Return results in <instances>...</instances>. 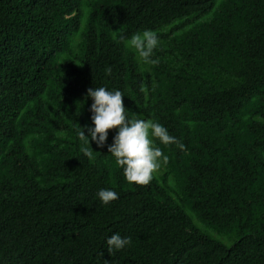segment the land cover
<instances>
[{"label": "trees", "instance_id": "16d2710c", "mask_svg": "<svg viewBox=\"0 0 264 264\" xmlns=\"http://www.w3.org/2000/svg\"><path fill=\"white\" fill-rule=\"evenodd\" d=\"M100 86L185 146L147 185L79 152ZM0 264H264V0H0Z\"/></svg>", "mask_w": 264, "mask_h": 264}, {"label": "clouds", "instance_id": "9594fccd", "mask_svg": "<svg viewBox=\"0 0 264 264\" xmlns=\"http://www.w3.org/2000/svg\"><path fill=\"white\" fill-rule=\"evenodd\" d=\"M159 40L156 32L145 29L134 33L128 39V46L134 49L139 61L148 65H156L158 58H153ZM106 74L110 69H105ZM143 90V88H141ZM91 125L78 127L75 136L79 142V152L89 160L94 159V151L90 141L97 148L107 147V154L114 159L117 167L122 169L126 182L135 185H147L154 172L167 164L168 157L161 148L155 146L158 140L164 146L174 145L183 151L185 146L158 122L144 119L127 118V110L122 103V93L118 89L108 90L103 86L87 89ZM115 130L110 144L106 145L109 130ZM85 131L87 135H85ZM151 137V139H150ZM118 193L109 188H101L96 198L101 204H108L118 199ZM131 239L113 233L106 238V251L112 253L130 245Z\"/></svg>", "mask_w": 264, "mask_h": 264}, {"label": "rangeland", "instance_id": "374dc122", "mask_svg": "<svg viewBox=\"0 0 264 264\" xmlns=\"http://www.w3.org/2000/svg\"><path fill=\"white\" fill-rule=\"evenodd\" d=\"M218 1H220V0H217V2ZM82 11H83L84 17H86L87 16V12H88V8L87 7H83ZM83 21H85V18H83Z\"/></svg>", "mask_w": 264, "mask_h": 264}]
</instances>
